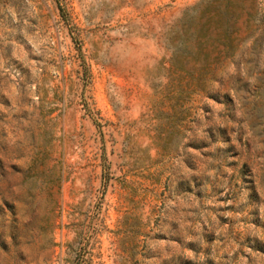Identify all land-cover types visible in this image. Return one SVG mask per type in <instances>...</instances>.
<instances>
[{"label": "rangeland", "instance_id": "rangeland-1", "mask_svg": "<svg viewBox=\"0 0 264 264\" xmlns=\"http://www.w3.org/2000/svg\"><path fill=\"white\" fill-rule=\"evenodd\" d=\"M202 1L0 0V264H264V156L241 87L264 70V0L213 4L240 39L215 99L167 77Z\"/></svg>", "mask_w": 264, "mask_h": 264}, {"label": "trees", "instance_id": "trees-1", "mask_svg": "<svg viewBox=\"0 0 264 264\" xmlns=\"http://www.w3.org/2000/svg\"><path fill=\"white\" fill-rule=\"evenodd\" d=\"M216 1L205 0L187 8L181 17V19L183 18L181 30H174L173 40L176 42L173 44L168 58L167 77L170 82L177 81L175 89L179 95L189 88L191 94L205 92L212 99L218 97L215 85L222 84L225 78L224 72L220 71V68L233 56V51L240 39L239 28L235 21H231L225 10L213 5ZM225 1L229 2V0ZM200 7L201 10L198 12ZM209 46H212L211 50H208ZM185 58H189V60L184 62ZM186 63H192V65L187 67ZM180 73L188 76V80L184 84H181L184 76ZM206 84H208L207 89ZM241 87H244L247 92L244 98L247 103L244 106L248 107V111L251 113L247 122L252 134L258 138L264 156V70L255 73L251 85L246 80ZM170 88L172 87L165 89L167 95ZM237 90L238 88L234 90L233 96H236ZM228 95V92L223 94L225 104L232 102V97ZM227 106H231V103ZM183 109L184 105L182 101L179 103V100L167 106V110L163 112L166 122L161 124L163 125L161 128L163 134L168 135V132L175 127L176 122L182 125L184 120L182 113L186 111ZM239 173L250 189L248 199L250 201L257 200L253 168L245 161Z\"/></svg>", "mask_w": 264, "mask_h": 264}]
</instances>
